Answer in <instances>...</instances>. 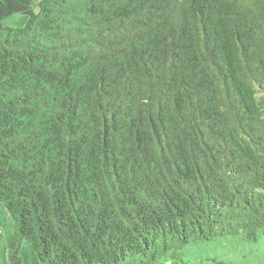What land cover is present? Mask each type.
<instances>
[{
  "label": "trees",
  "instance_id": "1",
  "mask_svg": "<svg viewBox=\"0 0 264 264\" xmlns=\"http://www.w3.org/2000/svg\"><path fill=\"white\" fill-rule=\"evenodd\" d=\"M0 202L18 261L258 240L264 0H0Z\"/></svg>",
  "mask_w": 264,
  "mask_h": 264
},
{
  "label": "rangeland",
  "instance_id": "2",
  "mask_svg": "<svg viewBox=\"0 0 264 264\" xmlns=\"http://www.w3.org/2000/svg\"><path fill=\"white\" fill-rule=\"evenodd\" d=\"M27 15L15 13L2 19L3 25L22 26ZM14 220L0 202V264H42L26 240L18 248L20 261L10 257ZM187 264H264V234L251 241L242 234L218 236L210 240L192 242L178 254ZM174 258L166 255L153 264H173Z\"/></svg>",
  "mask_w": 264,
  "mask_h": 264
}]
</instances>
